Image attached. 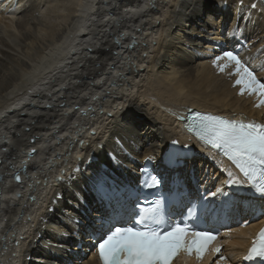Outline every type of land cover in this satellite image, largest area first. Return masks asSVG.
Listing matches in <instances>:
<instances>
[{
    "label": "bare ground",
    "instance_id": "1",
    "mask_svg": "<svg viewBox=\"0 0 264 264\" xmlns=\"http://www.w3.org/2000/svg\"><path fill=\"white\" fill-rule=\"evenodd\" d=\"M73 1L67 23L46 33L45 0H0V241L9 246L13 234L28 231L17 264H99L92 237L113 207L131 212L126 185L137 188L145 157L159 163L173 140L190 143L181 114L197 109L264 124L258 98L239 95L231 69L221 73L212 64L237 51L264 82V7L257 0ZM134 68L140 73L130 76ZM96 96L97 103H89ZM110 98L120 101L102 102ZM106 112L114 117H103ZM91 125L94 137L86 130ZM195 143V156L176 171L177 179L189 193L215 191L227 179L222 167L236 172ZM29 148L38 151L30 166L36 170L17 190L6 174ZM63 158L65 173L59 183L50 179L47 196L41 182ZM100 173L113 189L111 204L94 191ZM246 212L230 211L233 224ZM257 224L231 229L215 242L224 249L222 264H235ZM213 256L209 250L198 263L209 264Z\"/></svg>",
    "mask_w": 264,
    "mask_h": 264
},
{
    "label": "snow or ice",
    "instance_id": "2",
    "mask_svg": "<svg viewBox=\"0 0 264 264\" xmlns=\"http://www.w3.org/2000/svg\"><path fill=\"white\" fill-rule=\"evenodd\" d=\"M212 64L221 73L231 69L228 75L235 78L233 87L239 88L238 94L254 95L258 98L255 107H264V82L238 54L225 51L216 56ZM186 130L209 148L214 158H226L239 173L238 176L231 169L222 167L227 179L223 186L207 195L226 198L221 207L229 211H249L255 215L258 210L264 216V124L197 112L187 118ZM172 143L176 145L178 141ZM182 156L186 158L187 153L181 155L173 150L167 157L169 165H178ZM152 159L150 155L145 157L146 161ZM142 172L144 178L140 183L144 189L161 185L157 175L146 170ZM15 179L19 182L20 177ZM225 186L229 190L247 187L250 192L229 191ZM94 191L102 201L111 204L113 189L106 174H98ZM175 192L172 200L145 198L143 203L138 201L131 212L113 207L102 217L99 234L92 237L100 264H173L180 257L191 258L193 255L196 260H202L209 250L211 255L219 253L220 244L213 242L220 233L205 227L206 219L199 212V208H206V205L199 203L198 196L185 194L181 183H176ZM244 201H248L247 209L243 208ZM256 258L264 264V228L252 240L245 257L246 260Z\"/></svg>",
    "mask_w": 264,
    "mask_h": 264
},
{
    "label": "rangeland",
    "instance_id": "3",
    "mask_svg": "<svg viewBox=\"0 0 264 264\" xmlns=\"http://www.w3.org/2000/svg\"><path fill=\"white\" fill-rule=\"evenodd\" d=\"M72 2L75 3L73 0H45L43 5L41 6V13H42L41 16H42L43 20H45L44 25L46 26V28H45L46 33H48L50 31V29L52 31L55 30L60 25H62V23H64V24L67 23V21L69 20V18L71 16V15L68 16V14H71V12H72L71 8H70L71 6L73 7ZM48 36H49V34H48ZM31 93L32 92H30V94ZM20 105L23 106L24 104H20ZM134 117L136 119L143 120L142 117H138L137 115H135V113H134ZM218 255H221V256H218ZM217 256H216L217 258H214L212 260V264H217V263L223 262L224 257L222 256L221 252L219 254H217ZM220 257H223V259H220Z\"/></svg>",
    "mask_w": 264,
    "mask_h": 264
}]
</instances>
